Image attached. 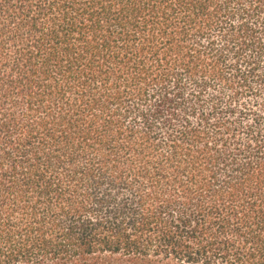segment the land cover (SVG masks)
Returning a JSON list of instances; mask_svg holds the SVG:
<instances>
[{"label":"trees","instance_id":"16d2710c","mask_svg":"<svg viewBox=\"0 0 264 264\" xmlns=\"http://www.w3.org/2000/svg\"><path fill=\"white\" fill-rule=\"evenodd\" d=\"M0 264H264V0H0Z\"/></svg>","mask_w":264,"mask_h":264}]
</instances>
